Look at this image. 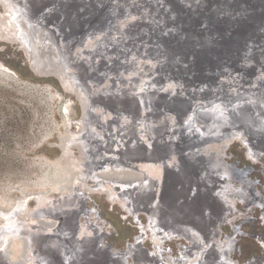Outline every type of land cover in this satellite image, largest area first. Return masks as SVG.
I'll return each instance as SVG.
<instances>
[{"label":"rangeland","instance_id":"1","mask_svg":"<svg viewBox=\"0 0 264 264\" xmlns=\"http://www.w3.org/2000/svg\"><path fill=\"white\" fill-rule=\"evenodd\" d=\"M11 1L26 16L37 14L29 10L33 3L44 4L31 18L43 21L50 37L69 54L72 73H86L96 120L84 126L78 96L53 77L36 76L21 39L0 30V66L16 73L6 74L7 69L0 67V224L18 206L33 211L39 198L52 204L69 198L68 209L55 215L67 214L80 222L83 213L82 219L90 229L98 228L101 240L75 250L71 243L77 231L70 221L63 230L65 253L58 264H103L101 257L91 261L89 254L100 252V244L102 252L110 254L105 248L111 242L126 255L110 254L111 264H127L126 257L130 264H195L198 253L197 264H249L251 259L264 264V78L255 80L254 73L264 63V0ZM60 8L66 15L57 13ZM5 9L0 2V18L4 19ZM173 44L177 50L169 48ZM246 64L255 65V71ZM203 138L210 141L203 153L211 155V176L187 163L181 173L179 158L189 151L188 145ZM140 181L146 186L134 190ZM125 202L135 208L125 210ZM147 204L160 212L169 210L168 218L177 226L160 232L159 238L153 230L141 228L148 224ZM137 235L138 245L123 249ZM16 237L6 247L10 262L38 264L25 239ZM213 243L221 255L214 252ZM136 248L148 258L137 255Z\"/></svg>","mask_w":264,"mask_h":264},{"label":"bare ground","instance_id":"2","mask_svg":"<svg viewBox=\"0 0 264 264\" xmlns=\"http://www.w3.org/2000/svg\"><path fill=\"white\" fill-rule=\"evenodd\" d=\"M79 1V0H78ZM163 1V0H162ZM166 1V0H165ZM164 1V2H165ZM174 1H176V0H174ZM174 1H173V3H174ZM183 1V0H182ZM210 1V0H209ZM0 2L4 5V3H5V6H6V12H5V16H4V19L3 18H0L1 19V21L2 22H0V23H2V24H0V30H4V32L6 33V36H8L9 35V38H10V36H13L14 38H15V36H17V37H19L20 39H21V45H22V50H24L25 51V54H26V56H27V62H28V64H29V66L31 67V69L33 70V71H35L36 72V74L37 75H39L41 78H45V77H50V76H48L50 73H55V74H57L60 78H61V80H62V86L63 87H65L66 89H68V90H71V91H73L75 94H76V96H78V98H79V100H80V103H81V107H82V111H83V117H82V119H81V121H82V124L84 125V126H86V125H91V123H93V122H95V120H96V114H95V111H94V106H95V104H96V102H95V100H94V98H93V96H92V94H91V91L87 88V83H85L86 82V77L84 76V75H86V73L84 72V73H82V72H80V74L79 75H75L74 73H72V71L69 69V63H70V56H69V54L67 53V52H65V51H63V50H61L60 48H59V46H58V44H57V42L55 41V40H53V38L52 37H50L51 36V34H50V31L45 27V24H44V22L42 21V22H37V21H35V20H32V18L31 17H33V16H36L38 13H39V9L37 8V10L36 11H38L37 12V14H35V15H33V14H30V13H28V15L30 16H26V15H24V14H20L19 12H18V10L15 8V7H13L14 5H12V1L10 0H0ZM9 4H8V3ZM91 2H92V0H91ZM177 2H178V0H177ZM176 2V3H177ZM199 2V1H198ZM206 2V1H205ZM94 3H95V1H94ZM97 3V2H96ZM96 3L94 4V6L96 5ZM169 3V2H168ZM172 3V2H171ZM175 3V4H176ZM181 3V2H180ZM179 3V4H180ZM79 4V3H78ZM92 4V3H91ZM165 4H166V2H165ZM165 4H163L162 3V5H165ZM175 4H173V6H175ZM205 4V3H204ZM209 4V3H208ZM217 4V3H216ZM36 5H38V4H36ZM60 6L62 5V4H59ZM80 5V4H79ZM170 5H172V4H170ZM86 6V5H85ZM91 6V5H90ZM93 5H92V7L93 8H95ZM180 6V5H179ZM196 6V5H195ZM59 6H57V8H58ZM92 7H90V8H92ZM99 7V6H98ZM164 8L165 7H167V5H165V6H163ZM169 7V6H168ZM172 7V6H171ZM12 8V9H11ZM57 8H56V11H57ZM89 8V9H90ZM92 8V9H93ZM177 8V7H176ZM176 8H175V10H176ZM180 8H182V6L180 7ZM204 8V7H203ZM59 9V8H58ZM66 9H68V8H66ZM96 9V8H95ZM95 9H93V10H95ZM169 9V8H168ZM179 9V8H178ZM14 10V11H13ZM171 10V9H170ZM175 10H174V12H175ZM2 11V10H1ZM35 11V10H34ZM69 11H70V9H69ZM92 11V10H91ZM182 11H183V9H182ZM211 11V10H210ZM214 11V10H213ZM73 12V11H72ZM76 12V11H75ZM177 12H179V11H177ZM33 13V12H32ZM36 13V12H35ZM57 13H59V14H63V15H66L65 13H67V12H63V10L60 8V11H58ZM81 13V12H80ZM184 13V12H183ZM182 13V14H183ZM71 13H69V15H70ZM101 14V13H100ZM99 14V16L97 17V20L99 19V17L101 16ZM170 14V13H169ZM72 15V14H71ZM71 15H70V18H71ZM80 15H82V13L80 14ZM102 15H104V13L102 14ZM183 15H186V14H183ZM1 16V15H0ZM180 16V15H179ZM66 18H67V16H66ZM68 18H69V16H68ZM179 18V17H178ZM246 18H247V16H246ZM75 19V18H74ZM71 20V19H70ZM70 20H68L67 19V21H70ZM76 20V19H75ZM84 22L86 21V20H83ZM177 21H179V20H177ZM221 21V20H220ZM33 22V23H32ZM64 22H66V21H64ZM72 22H73V20H72ZM75 22V21H74ZM74 22H73V24H74ZM174 22V21H173ZM180 22V21H179ZM192 22V21H191ZM78 23V22H77ZM64 24V23H63ZM66 24L68 25V23L66 22ZM66 24H65V26H66ZM228 24V23H227ZM248 24V23H247ZM62 25V24H61ZM79 25V24H78ZM230 25V24H229ZM245 25V24H244ZM72 26V25H71ZM70 26V27H71ZM75 25H73L72 27H74ZM77 26V25H76ZM75 26V27H76ZM205 26V25H204ZM222 26V25H221ZM231 26V25H230ZM68 27V26H67ZM71 27V28H72ZM173 27V26H172ZM187 27H189V26H187ZM195 27V26H194ZM207 27V26H206ZM224 27V26H223ZM65 28V27H64ZM183 28V27H182ZM190 28V27H189ZM59 29V28H58ZM76 29V28H75ZM177 29V28H176ZM180 29H181V27H180ZM192 29H195V28H192ZM210 29V28H209ZM226 29V28H225ZM232 29V28H231ZM40 30V31H39ZM172 30V29H171ZM230 30V29H229ZM170 31V30H169ZM173 31H175V30H173ZM179 31V30H178ZM178 31H176V32H178ZM182 31V30H181ZM188 31V30H187ZM197 31V30H196ZM202 31V30H201ZM209 31V30H208ZM251 31V30H250ZM38 32H41V33H39V34H41V36H45L44 37V42H41L39 39V37H40V35H38ZM180 32V31H179ZM185 32V31H184ZM212 32V31H211ZM228 32V31H227ZM1 33H3V32H1ZM175 33V32H174ZM196 33V32H195ZM201 33V32H200ZM199 33V34H200ZM204 33V32H203ZM221 33V32H220ZM224 33V32H223ZM226 33V32H225ZM228 33H230V32H228ZM228 33H227V35H228ZM233 33H235V32H233ZM233 33H230L231 35L233 34ZM240 33H242V32H240ZM185 34H187L188 35V33H185ZM190 34V33H189ZM193 34V33H192ZM199 34H197V35H199ZM211 34V33H210ZM55 35V34H54ZM171 34H169V36H170ZM179 35V34H178ZM184 35V34H183ZM191 35V34H190ZM189 35V36H190ZM194 35V34H193ZM192 35V36H193ZM208 35V34H207ZM212 35V34H211ZM221 35V34H220ZM225 35V34H224ZM235 35H237V34H235ZM234 35V36H235ZM240 35V34H239ZM239 35H237V37L239 36ZM4 36V35H3ZM191 36V37H192ZM201 36V35H200ZM216 36V35H215ZM219 36V35H218ZM222 36V35H221ZM226 36V35H225ZM233 36V35H232ZM231 36V37H232ZM241 36V35H240ZM247 36V35H246ZM1 37V36H0ZM46 37H48V39L46 38ZM164 37V36H163ZM175 37V36H174ZM180 37L182 38V34L180 35ZM191 37H188V39L189 40H192L194 37H192V39H191ZM199 37V36H198ZM204 37H205V35H204ZM207 37V36H206ZM236 36H235V40H236V38H237ZM244 37V36H243ZM8 38V37H7ZM46 38V39H45ZM184 38V37H183ZM182 38V39H183ZM202 36H201V41H202ZM207 38H209V36L207 37ZM212 38V37H211ZM214 38V37H213ZM219 38H221V37H219ZM225 38H227V37H225ZM239 38V37H238ZM249 38V37H248ZM1 39H3V38H1ZM17 39V38H16ZM20 39H19V41H20ZM162 39V38H161ZM178 39H180V38H178ZM178 39H176L177 41H178ZM187 39V38H186ZM195 39V38H194ZM194 39H193V41H194ZM205 39V38H204ZM217 39V38H216ZM233 39V38H232ZM239 39H242V38H239ZM245 39V38H244ZM171 40H174V38L173 39H171ZM175 40V41H176ZM185 40V39H184ZM188 40V41H189ZM200 39H198L197 41H199ZM218 40V39H217ZM214 41V42H218V44H220L219 43V41ZM220 40V39H219ZM223 40V39H222ZM227 41L229 40V39H226ZM234 40V39H233ZM238 40V39H237ZM243 40V39H242ZM11 41H12V39H11ZM14 41V40H13ZM163 41V40H162ZM167 41V40H166ZM174 41V43H176ZM192 41V42H193ZM201 41H199V42H201ZM210 41V40H209ZM208 41V42H209ZM226 41V42H227ZM230 41H231V39H230ZM239 41V40H238ZM17 42V41H16ZM168 42V41H167ZM166 42V44L164 45V46H168L169 44ZM173 42V41H172ZM172 42H170V43H172ZM187 41H185V43H186ZM206 42V44H208V42L207 41H205ZM212 42H213V40H212ZM222 43H223V41H221ZM233 42H235V41H233ZM14 43V42H13ZM20 43V42H19ZM163 43H165V42H163ZM178 43H180V41L178 42ZM184 43V42H183ZM202 43H203V41H202ZM216 43H214V44H216ZM236 43V42H235ZM235 43H234V46L236 47V45H235ZM238 43V42H237ZM241 43V42H240ZM243 43V42H242ZM17 44V43H16ZM177 44V43H176ZM192 44H195V41H194V43H192ZM217 44V45H218ZM225 44V43H224ZM226 44H228V42L226 43ZM263 44V43H262ZM171 45V44H170ZM179 45V44H178ZM185 45V47H186V45L187 44H184ZM189 45H190V42H189ZM196 45L198 46V44L196 43ZM202 45V44H201ZM200 45V46H201ZM205 45V44H204ZM232 45V44H231ZM241 45V44H240ZM164 46H162V48L164 47ZM173 46H175V44H173L172 46H169V48L170 49H174L175 50V48H176V50L178 49L177 47H173ZM177 46V45H176ZM179 46H181V45H179ZM192 46V45H191ZM194 46V45H193ZM197 46H196V48H197ZM206 46V45H205ZM210 47H211V45H209ZM208 46V47H209ZM214 46V45H213ZM220 46H221V44H220ZM184 47V46H183ZM182 47V48H183ZM207 47V46H206ZM208 47H207V49H208ZM210 47H209V49H210ZM215 47V46H214ZM217 47V46H216ZM215 47V48H216ZM225 47H227L226 45H225ZM237 47H238V44H237ZM241 47V46H240ZM259 47H261V46H259ZM20 48V47H19ZM20 48V49H21ZM186 48H188V46L186 47ZM194 48V47H193ZM192 48V49H193ZM212 48V47H211ZM229 48V47H228ZM231 48V47H230ZM239 48V47H238ZM264 48V47H263ZM158 49V48H157ZM166 49V48H165ZM170 49H168V51L170 50ZM179 49H181V47L179 48ZM191 48H189V50H190ZM191 49V50H192ZM203 49V48H202ZM201 49V50H202ZM207 49H203V51H207ZM227 49V48H226ZM232 49V48H231ZM156 50V48L154 49V51ZM167 50V49H166ZM174 50H172V51H174ZM189 50H188V52H189ZM190 50V51H191ZM195 50V49H194ZM225 50V49H224ZM228 50V49H227ZM226 50V51H227ZM230 50V49H229ZM263 50V49H262ZM160 51V50H159ZM163 51V50H162ZM167 51V52H168ZM183 51H184V49H183ZM206 51H205V53H206ZM212 51H213V48H212ZM215 51H216V49H215ZM217 51H218V49H217ZM231 51V50H230ZM234 51V50H233ZM240 51V50H239ZM260 51H261V49H260ZM259 51V54H261V52ZM264 51V50H263ZM164 52V51H163ZM167 52H165V53H167ZM179 52V51H178ZM187 52V53H188ZM194 52V51H193ZM229 52V51H228ZM236 52V51H235ZM256 52V51H255ZM258 52V51H257ZM156 53H158V51H156L155 53H154V56H155V54ZM175 54H176V52H174ZM173 53V54H174ZM182 53V52H181ZM184 53H186V51L184 52ZM190 53V52H189ZM196 53H198V52H196ZM200 54L201 53H203L202 51L201 52H199ZM208 54H209V52H207ZM218 53H219V51H218ZM238 53V50H237V52H236V54ZM241 53V52H240ZM172 54V55H173ZM213 54V53H212ZM222 53L220 52V55H221ZM229 54V53H228ZM239 54V53H238ZM258 54V55H259ZM167 55H168V53H167ZM166 55V57H169V55L167 56ZM192 55H193V53H192ZM198 55V54H197ZM205 55H207V54H205ZM217 55L218 54H216V57H217ZM223 55V54H222ZM224 55H225V51H224ZM254 55V54H253ZM252 55V56H253ZM157 56V55H156ZM181 56H182V54H181ZM194 56V55H193ZM196 56V55H195ZM201 56V55H200ZM199 55H198V57H200ZM208 56V55H207ZM211 56V55H210ZM214 56V55H213ZM212 56V57H213ZM188 57H190V55L188 56ZM205 58H206V56H204ZM225 57V56H224ZM261 57V56H260ZM264 57V56H263ZM170 58V57H169ZM173 58V57H172ZM171 58V59H172ZM196 58V57H195ZM218 58H221V57H219L218 56ZM223 58V57H222ZM221 58V59H222ZM228 58V57H227ZM229 58H231V57H229ZM262 58V57H261ZM170 59V60H171ZM214 59V58H213ZM226 59V58H225ZM264 59V58H263ZM166 60H167V58H166ZM170 60L167 62L168 64H170L169 62H170ZM187 60H188V58H187ZM200 60V59H199ZM198 60V58H197V61H199ZM202 60H203V58H202ZM202 60L200 61V62H202ZM216 60H219V59H217L216 58ZM230 60V59H229ZM228 60V62H230ZM237 60V59H236ZM240 60V59H239ZM256 60V59H255ZM185 61V60H184ZM206 61V60H205ZM205 61H203V63H206ZM207 61H209L208 59H207ZM211 61V60H210ZM209 61V62H210ZM213 61V60H212ZM211 61V62H212ZM226 61V60H225ZM232 61V60H231ZM245 61H247V60H245ZM257 61H259V60H257ZM264 61V60H263ZM187 62V61H186ZM185 62V63H186ZM195 62V64L197 63L196 61H194ZM194 62H192L191 64H194ZM218 62V61H217ZM221 62V61H220ZM220 62H219V64H220ZM248 62V61H247ZM173 63H175V62H173ZM185 63H181V65H184ZM231 63V62H230ZM229 63V64H230ZM250 63V62H249ZM251 63H253V62H251ZM257 63V62H256ZM256 63H255V65H256ZM68 64V65H67ZM197 64H199V63H197ZM214 64V63H213ZM228 63H226L225 65H227ZM234 64V63H233ZM242 64V63H241ZM244 64V63H243ZM189 65H190V63H189ZM207 65V64H206ZM211 66H213L212 64H210ZM217 65V64H216ZM237 65V64H236ZM249 65V64H248ZM255 65H254V67H255ZM3 66V68L2 69H7V70H5V72H6V74H10V75H14L15 76V72L12 70H9V68L8 67H5L4 65H2ZM2 66H0V67H2ZM196 66V65H195ZM198 66V65H197ZM197 66H196V68H197ZM199 66H201L202 67V65L201 64H199ZM219 67L221 66V64L220 65H218ZM223 66H224V64H223ZM232 66V65H231ZM231 66H229V67H231ZM246 66H247V64H246ZM251 66H252V64H251ZM257 66H259V70L257 69V71L258 72H256L255 70H253L252 68H254V67H250V66H247V67H250V69L249 70H252V71H255L254 73H255V80H262L263 78H264V63H259V65H257ZM216 67V66H215ZM209 68L211 69V67L209 66ZM226 68H228V67H226ZM232 68H233V66H232ZM231 68V69H232ZM202 69V68H201ZM207 69H208V66H207ZM209 69V70H210ZM221 69H223V68H221ZM231 69H230V71H231ZM242 70L243 69H246L245 67L244 68H241ZM197 70L199 71V69L197 68ZM211 70H213V69H211ZM220 70V69H219ZM224 70V72H225V68L223 69ZM205 71V70H204ZM248 70H246V72H247ZM50 72V73H49ZM206 72H208V71H206ZM214 72V71H213ZM217 72V71H216ZM224 72H222V73H224ZM228 72V70L226 71V73ZM13 73H15V74H13ZM197 73V72H196ZM198 73H200V72H198ZM204 73V72H203ZM221 73V74H222ZM250 73V72H249ZM202 74V73H201ZM205 74V73H204ZM215 74V73H214ZM217 74V73H216ZM228 74V73H227ZM231 74V73H230ZM244 74V73H243ZM252 74V73H251ZM198 75H200V74H198ZM203 75V74H202ZM207 75V74H206ZM206 75H204V76H206ZM226 75V74H225ZM233 75V74H232ZM232 75H230V76H232ZM237 76L235 77V78H237V77H240V75L239 74H236ZM201 76V75H200ZM199 76V77H200ZM204 76H203V78H204ZM218 75H215V77H217ZM222 76V75H221ZM220 76V77H221ZM224 76V75H223ZM248 76V75H247ZM198 77V78H199ZM214 77V76H213ZM219 77V76H218ZM224 77H226V76H224ZM245 77V76H244ZM243 77V79H245ZM212 78V77H211ZM231 78H233V76L231 77ZM204 79H206V78H204ZM207 79H208V77H207ZM213 79V78H212ZM215 79V78H214ZM234 79V78H233ZM202 80V79H201ZM94 94V93H93ZM99 103V102H98ZM250 106V105H249ZM229 107V106H228ZM248 109V108H247ZM202 117V116H201ZM232 119V118H231ZM263 120H264V118H263ZM211 121V120H210ZM214 121H215V119H214ZM186 122V121H185ZM180 123V122H179ZM187 123H189L188 121H187ZM211 123V122H210ZM218 123V122H217ZM181 124V123H180ZM183 124V123H182ZM176 125H177V123H176ZM190 127L189 128H192L193 126H192V124L191 123H189L188 124ZM188 125H187V127H188ZM211 125H213V124H211ZM185 126V125H184ZM184 126H183V128H184ZM88 127V126H87ZM181 127V126H180ZM182 128V127H181ZM205 128V127H204ZM212 128H214V127H212ZM84 129L86 130V127H84ZM216 129V128H215ZM178 130H179V128H178ZM186 130V129H185ZM188 130V129H187ZM203 130H205V129H203ZM209 130H211L210 128H209ZM214 130V129H213ZM87 131V130H86ZM180 131V130H179ZM184 131V130H183ZM88 132V131H87ZM178 132V131H177ZM204 131H202V133H203ZM209 132V131H208ZM81 133H83V132H81ZM85 133V132H84ZM84 133H83V135H84ZM212 133V132H211ZM198 134L200 135L201 134V132H198ZM205 134V133H204ZM214 134H216V132L214 133ZM214 134L212 133V135L214 136ZM82 135V134H81ZM193 136H194V134H192ZM205 135H207V134H205ZM196 137L198 136V135H195ZM210 137H208V139H209ZM92 141V140H91ZM83 142V141H82ZM210 141H206V139L205 138H203V139H201V140H199L197 143H195V144H190V146L188 145V148H189V151L187 152V153H184V154H182L181 155V157L179 158V165H180V170H181V173L183 172V170L187 167V164H190V165H192L193 164V166L194 165H197L199 168H201L202 170H201V174H203V176H211V173H209L208 172V169H210L211 168V166H210V163H209V157L211 156H206V154H204V153H206V151H204V149H208V144L207 143H209ZM222 142H223V140H222ZM144 143V142H143ZM215 144V143H214ZM86 146H87V144H86ZM202 147V148H201ZM218 147V146H217ZM204 152V153H203ZM130 156V155H129ZM131 157V156H130ZM108 159V158H107ZM114 159V158H113ZM116 159V158H115ZM119 160H121L120 158H119ZM125 160H127V159H125ZM117 162V161H116ZM115 163V162H114ZM187 163V164H186ZM99 164V163H98ZM186 164V165H185ZM233 171V170H232ZM211 172V171H210ZM218 172H219V170H218ZM224 174H226V173H224ZM234 176H235V174H234V172L232 173ZM227 182H229V178L228 177H225L224 178ZM138 184V185H137ZM141 184V185H140ZM140 185V186H139ZM145 187L146 185H143V182H136L135 183V189L134 190H138V187H139V189H141V190H143L142 189V187ZM70 194V193H69ZM112 194V193H111ZM141 195V194H140ZM42 196V195H41ZM43 198V197H42ZM69 198L68 199H64V200H60V202H58V203H53L52 204V202L51 203H48L47 202V200L45 201V200H43V199H41V198H39V203L37 204V206H36V208L33 210V211H31V212H27L24 208H22V206L21 207H17V209H15V212H14V210H13V214L12 215H10V217L8 216L7 218H9V219H7V220H5L2 224H0V255H1V262H2V264H12L11 262H10V260L8 259V257H7V255H6V253H5V251H6V247L9 245V244H11V243H13L14 242V239H16L17 237L16 236H20V237H22V239H25V241L28 243V247H29V250L30 251H32L35 255H36V257H41V260H39V263L38 264H58V262L57 261H48L47 260V257H48V255H47V251H46V247H45V241L46 240H43L42 242L44 243L43 245H44V247H43V251H40V249L39 248H37L36 247V239L34 238L35 236L34 235H36V234H41V236H50V237H54V241L56 242V244L54 243L53 244V246H54V248L55 249H57V247L61 244V246H62V243H63V239H64V234H63V230L64 229H67V227L68 226H70V224L74 221V223H75V226H76V231L77 232H75V234H74V237H75V241H73L72 243H71V246L73 247L74 246V248H75V250L77 249V248H83V246H86V247H91V246H89V242H92V243H94V245L96 244V242H98L99 240H101V238H99L98 237V233L96 232V231H98V230H96V229H98V228H94V229H90L91 228V224H88V222H86V221H84L82 218L83 217H85L84 216V214L82 213V215H79L80 216V222H78V218H74V219H76V220H72L73 218H72V216H68L67 214L64 216V218H61V216H59V217H57L58 215H55L57 212H61V211H64L65 212V210H67L68 208V205H69ZM44 205L46 206V207H44ZM122 205V204H121ZM125 205V206H124ZM123 207H124V209L125 210H127V211H130V210H132V208H135V207H131L130 206V204L127 202H125L123 205H122ZM146 207H147V209L149 210V220H148V224L146 225V226H144V224H142V226H141V228H148V229H151V230H153V232H154V234H155V236L156 237H158L159 238V236L160 235H158L160 232H164V231H166V230H168L169 228L171 229L172 227H176L177 226V221H175V219H169L168 218V215H169V210L168 211H162V212H160V211H158L156 208H154L153 206H151V205H146ZM157 208L159 207V206H156ZM15 208V207H14ZM24 209V210H23ZM38 209H40V210H38ZM71 209V208H70ZM79 211V210H78ZM81 212V211H80ZM7 214V213H6ZM90 214V213H89ZM167 214V215H166ZM27 215H29L30 217H29V220L27 221H24V217H26ZM78 219V220H77ZM88 220V219H87ZM68 221H69V223H68ZM70 221H71V223H70ZM89 221V220H88ZM40 222H44V223H46L47 225L48 224H51V223H54L55 225H54V227H52V228H47V226L46 227H44V226H39V224H40ZM68 223V224H67ZM73 223V224H74ZM161 227V228H160ZM86 228H87V230H86ZM184 229H182L180 232H183V233H185V230L183 231ZM140 238H141V236L140 235H137V236H135V238H134V241L133 242H129V243H127L128 244V246H126L125 245V247L123 248V249H126L127 248V250L128 251H130L132 248H135L137 245H138V242H139V240H140ZM87 241V243L88 244H86V245H84V243ZM126 244V243H125ZM212 244V243H211ZM214 245L212 246V249L214 250V252H215V250L217 249H215V243H213ZM102 244H100V246L98 247L99 249H101V248H103V246H101ZM227 245V244H226ZM71 246H69V247H71ZM113 247V246H112ZM198 247V246H197ZM211 247V246H210ZM226 247H228V246H226ZM114 248V247H113ZM225 248V247H224ZM105 249H108V252L111 254V255H114V256H122L123 254H122V252L121 251H118V249H116V248H114V250H117L118 252H115V251H112L111 249H109L108 247L107 248H105ZM137 249V251L138 252H135V253H137V255H139V256H141L143 259H144V254H143V251L142 250H139L138 248H136ZM226 249V248H225ZM62 249H60V251H61ZM196 250V249H195ZM207 250V249H206ZM263 250H264V248H263ZM208 251H210V248H208ZM217 251V250H216ZM133 252V251H132ZM198 252V251H197ZM202 252V251H201ZM205 252V251H204ZM217 252H219V254H220V251H217ZM217 252H215V253H217ZM64 253H65V251L64 250H62L61 251V255H60V257L63 259V257H64ZM74 253V252H73ZM120 253V254H119ZM134 253V252H133ZM199 254V256L196 258V259H194V261H193V263H195V264H197L198 262H199V259H200V253H198ZM211 254V253H210ZM222 254V253H221ZM220 254V255H221ZM217 255H218V253H217ZM220 255L217 257V260H220ZM227 255V254H226ZM123 256H126V255H123ZM204 256H205V254H204ZM204 256H202V257H204ZM210 256H212V255H210ZM146 258H148L147 256H145ZM214 257H216V256H214ZM224 257V256H223ZM76 258V257H75ZM125 258V257H124ZM127 258V257H126ZM61 259V260H62ZM128 259V258H127ZM203 260H204V258H203ZM223 260V258L221 259V261ZM77 261H79V260H77ZM127 261V260H126ZM176 261V260H175ZM174 261V262H175ZM202 261V260H201ZM208 261V260H207ZM256 259L254 260H252L251 259V261L249 262V264L251 263V264H254V263H256ZM123 262V261H122ZM192 262V261H191ZM190 262V263H191ZM209 262V261H208ZM79 263V262H78ZM203 263V262H202ZM227 263V262H226ZM231 263V262H230ZM13 264H15V263H13ZM200 264H201V262H200ZM204 264V263H203ZM209 264V263H208ZM248 264V263H247Z\"/></svg>","mask_w":264,"mask_h":264},{"label":"water","instance_id":"3","mask_svg":"<svg viewBox=\"0 0 264 264\" xmlns=\"http://www.w3.org/2000/svg\"><path fill=\"white\" fill-rule=\"evenodd\" d=\"M36 3H37V1L35 2V3H33V6H32V9H30L29 8V10H30V12H32V10L34 11V9L35 10H37V8L38 9H41L42 7H44V4L43 3H41L40 5H38V6H36ZM42 6V7H41ZM68 65V64H67ZM83 64H81L80 66L81 67H86V65L84 64L83 66H82ZM31 68V67H30ZM32 70V69H31ZM34 70V69H33ZM32 70V71H33ZM34 72V74L36 75V76H39V75H37L36 74V72L35 71H33ZM50 73V72H49ZM13 74H15V73H13ZM48 76H50V77H53V78H55L57 81H59V83L61 84V86L63 85L62 84V80H61V78L57 75V74H55V73H50ZM40 77V76H39ZM63 87V86H62ZM133 94H135L134 95V97H135V100L137 101V103L139 104V105H141L142 104V100L140 99V97H139V95L138 94H136L135 92H133ZM107 97L105 96V97H102L101 98V100L102 101H104L105 99H106ZM106 103V102H105ZM40 224L41 225H44V226H47V227H54V223H51V224H46V223H44V222H40ZM35 237V241H36V247L37 248H39L40 249V251H43V247H44V243L42 242L43 240H46L45 241V247H46V251H47V255H48V257H47V260L48 261H57L58 263H60L61 262V257H60V255H61V251H60V249H62V246H61V244L57 247V249H55L54 248V246H53V244L55 243L56 244V242L54 241L55 239H54V237L52 238V237H50V236H41V234L39 233V234H36V235H34ZM135 237V236H134ZM108 246H109V248L112 250V246H113V242H111V243H109L108 244ZM126 246H128V244L126 243ZM114 247V246H113ZM9 248V247H8ZM8 248L6 249V251H7V256H8V259L11 261V259H10V254H9V252H8ZM117 249V248H116ZM118 249H120V248H118ZM114 250V249H113ZM102 251H104V248H102V249H100V252H97V254H98V256H97V254L96 253H90L89 254V256L91 257V261H92V259H94V258H100L101 257V259H103V264H111V255L110 254H106V253H103ZM107 253H108V251H107ZM143 253H145V252H143ZM128 256H129V254H127ZM144 256H147V254L145 253V255ZM0 259H1V255H0ZM35 260L36 261H39V260H41V257H37V258H35ZM126 260H127V264H130L129 263V261H128V259L126 258ZM42 261V260H41ZM0 264H2V262H1V260H0ZM139 264H140V262H139Z\"/></svg>","mask_w":264,"mask_h":264}]
</instances>
